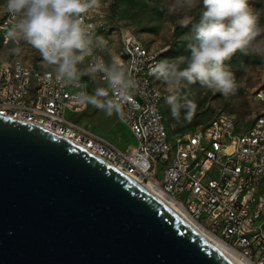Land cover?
<instances>
[{
	"label": "built area",
	"instance_id": "2783aa9c",
	"mask_svg": "<svg viewBox=\"0 0 264 264\" xmlns=\"http://www.w3.org/2000/svg\"><path fill=\"white\" fill-rule=\"evenodd\" d=\"M14 22L7 11L0 17L3 43L13 42L5 36ZM84 23L94 32L89 12ZM114 56L133 69L138 82L122 114H115L134 145L119 148L80 124L75 115L87 105L74 99L79 89L56 82L54 75L47 79L52 70L19 60L0 63V115L51 131L124 175L150 183L241 260L264 264V82L254 92L261 106L248 127L240 129L237 117L221 110L206 123L171 135L161 109L164 93L150 74L159 51L123 31Z\"/></svg>",
	"mask_w": 264,
	"mask_h": 264
},
{
	"label": "water",
	"instance_id": "95a60500",
	"mask_svg": "<svg viewBox=\"0 0 264 264\" xmlns=\"http://www.w3.org/2000/svg\"><path fill=\"white\" fill-rule=\"evenodd\" d=\"M0 264H229L129 177L0 115Z\"/></svg>",
	"mask_w": 264,
	"mask_h": 264
},
{
	"label": "clouds",
	"instance_id": "9594fccd",
	"mask_svg": "<svg viewBox=\"0 0 264 264\" xmlns=\"http://www.w3.org/2000/svg\"><path fill=\"white\" fill-rule=\"evenodd\" d=\"M201 0H175L169 11L193 10ZM203 12L192 25V36L187 45L190 55L158 62L150 74L163 81L169 94L166 103L172 117L191 122L197 103L182 94V90L196 84L219 92L225 97L234 95L239 84L228 70L238 51L264 56V26L249 0H202ZM6 11L15 20L6 31V40H23L36 49L45 67H51L56 82L74 89V99L81 105H92L106 116L120 115L129 102L138 82L133 69L117 57L105 62L98 53H105L107 42L95 35L84 23V15L99 6V0H5ZM19 51V49H14ZM91 61L85 65L87 58ZM81 65H84L81 67ZM97 82L88 93L82 78Z\"/></svg>",
	"mask_w": 264,
	"mask_h": 264
},
{
	"label": "rangeland",
	"instance_id": "374dc122",
	"mask_svg": "<svg viewBox=\"0 0 264 264\" xmlns=\"http://www.w3.org/2000/svg\"><path fill=\"white\" fill-rule=\"evenodd\" d=\"M174 4L175 0H99V6L90 10L89 16L96 21L94 34L103 36L107 42V50L104 53L106 59L118 53L120 33L123 31L134 34L147 48L159 52L178 44L187 46L192 36V25L199 21L204 10L202 0L200 6L191 11L186 9L169 11ZM249 4L253 11L259 14L260 25L264 26V0H249ZM5 11V0H0V17ZM261 38L264 36L258 39ZM17 48L19 51H14ZM187 55H190L189 49L183 56ZM14 60L52 70L51 67L44 66L40 53L23 40L0 42V63ZM226 63L239 84L237 92L225 97L219 92L201 86L199 82L183 89L182 93L197 103V112L191 122L183 119V112L179 121L174 119L169 105L162 101V114L169 134L174 135L180 130H190L204 124L221 110L232 112L238 119L240 129L250 125L261 106L255 99L254 92L264 82V56L238 51ZM82 82L86 84L90 94L97 86V82H93L88 76H84ZM158 85L164 94L169 92L163 81L158 80ZM209 113L211 115L207 117ZM75 119L119 148L135 144L128 128L117 120L115 114L111 117L106 116L103 111L89 104L85 112L75 115ZM198 119V124L191 125Z\"/></svg>",
	"mask_w": 264,
	"mask_h": 264
},
{
	"label": "bare ground",
	"instance_id": "6f19581e",
	"mask_svg": "<svg viewBox=\"0 0 264 264\" xmlns=\"http://www.w3.org/2000/svg\"><path fill=\"white\" fill-rule=\"evenodd\" d=\"M129 177L134 183H136L140 188H142L146 193L156 199L160 204H162L167 210L174 214L178 219H180L184 224H186L192 231H194L201 239H203L210 247H212L220 256H222L229 264H247L241 260L236 253L227 248L222 242L217 238L203 231L195 221H193L185 210L177 205L171 198L165 195L163 192L159 191L153 187L148 182L138 181L130 176Z\"/></svg>",
	"mask_w": 264,
	"mask_h": 264
},
{
	"label": "trees",
	"instance_id": "16d2710c",
	"mask_svg": "<svg viewBox=\"0 0 264 264\" xmlns=\"http://www.w3.org/2000/svg\"><path fill=\"white\" fill-rule=\"evenodd\" d=\"M0 42H2V35H0ZM187 50H188V47L187 46H184V45H179L178 44V45H175L174 47L173 46H169L164 51L159 52V62L162 61V60H165V59L177 58L179 56H183V55H185V53L187 52ZM157 82H158V80H157ZM168 94H169V92L166 93V94H164L162 101L166 102V97L168 96ZM210 115H211V113H209L206 116L208 117ZM198 123H199V119L198 120H194L191 123V125H195V124H198Z\"/></svg>",
	"mask_w": 264,
	"mask_h": 264
},
{
	"label": "crops",
	"instance_id": "0c3cea01",
	"mask_svg": "<svg viewBox=\"0 0 264 264\" xmlns=\"http://www.w3.org/2000/svg\"><path fill=\"white\" fill-rule=\"evenodd\" d=\"M93 33H94V32H93ZM119 48H120V46H119ZM102 54L104 55V53H102ZM104 56H105V55H104ZM112 56H113V55H112ZM112 56H111V57H112ZM111 57H109V59H111ZM127 147H128V146H127ZM127 147H125V148H127ZM125 148H123V149H125Z\"/></svg>",
	"mask_w": 264,
	"mask_h": 264
}]
</instances>
